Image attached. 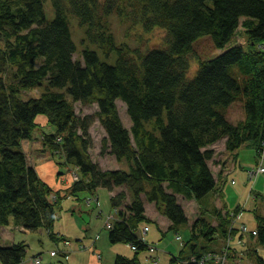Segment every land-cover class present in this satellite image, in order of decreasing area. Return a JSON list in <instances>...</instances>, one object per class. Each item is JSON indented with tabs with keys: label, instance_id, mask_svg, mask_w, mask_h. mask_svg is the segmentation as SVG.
I'll use <instances>...</instances> for the list:
<instances>
[{
	"label": "trees",
	"instance_id": "16d2710c",
	"mask_svg": "<svg viewBox=\"0 0 264 264\" xmlns=\"http://www.w3.org/2000/svg\"><path fill=\"white\" fill-rule=\"evenodd\" d=\"M47 1L55 9L52 21L46 19ZM112 16L147 32L164 29L162 46L143 50L119 43ZM70 17L84 29L81 58H74ZM240 28L248 50L231 46L217 57H198L197 74L188 77L197 38L210 35L217 49H225ZM42 84L46 90L39 97H20ZM117 100L126 104L131 128L124 125ZM78 101L98 109L78 115ZM235 102L245 110L239 123L228 120ZM40 114L55 129L42 135L43 144L78 172L79 179L66 187L48 184L23 151V142L42 125ZM97 120L106 131L101 153L126 160L128 170L101 168L91 157L90 130ZM222 139L235 157L246 144L256 152L264 149V0H0V227L13 218L15 227L43 230L56 240L63 199L105 187L115 192L110 200L118 214L108 228L110 243L136 246L132 256L118 253L113 264H143L140 252L151 247L140 233L141 225L152 221L146 202L171 222L163 236L179 235L190 221L178 196L201 204L219 191L210 163L212 145ZM211 212L217 224L199 216L180 252L188 249L197 259L173 256L170 264H200L214 249L197 240L227 241L240 230L231 210ZM255 218L251 237L259 248L247 252L264 264V216L255 211ZM28 247L25 240L0 243V264L22 263Z\"/></svg>",
	"mask_w": 264,
	"mask_h": 264
},
{
	"label": "rangeland",
	"instance_id": "374dc122",
	"mask_svg": "<svg viewBox=\"0 0 264 264\" xmlns=\"http://www.w3.org/2000/svg\"><path fill=\"white\" fill-rule=\"evenodd\" d=\"M44 9L46 12V19L52 21L55 17V9H53V6L50 1L44 3ZM111 22L115 38L118 40L119 43L124 42L129 46H137L143 50H147L148 48L153 49V47L162 46L165 35L164 29L156 28L153 29L152 32H147L141 24L133 25L131 24V22L125 23L120 19V17L115 16H112ZM70 25L71 30H73V39L75 40L77 45V52L74 55V58H81V50L85 47V43H83L82 40L85 36L84 29L78 24V19H76V17H70ZM238 33L239 34L237 39L234 38L225 49H217L210 35L201 36L197 38L196 41L193 43V46L194 50L197 51L198 55L197 57L191 59V69L188 73V77L194 78L197 74V67L199 65L198 57L208 60L209 58L217 57L218 54L229 49V47L231 46L241 45L246 50H248V38L246 34L243 35L242 28H240ZM91 47L95 48L92 45ZM100 57L104 61H110L113 63L112 57H110L109 59H104V55L102 54ZM45 90L46 85L42 84L32 89L23 91L20 94V97H22L23 99L39 97L43 92H45ZM53 91L56 92L63 90H61L60 88H56L53 89ZM116 104L118 105L119 114L121 115L124 125L128 128H131L132 123L129 115L127 114L126 104H124L120 100H117ZM241 104V102H235L232 104V106L229 108L228 120H230L231 122L233 121L234 123H239L241 120H243L245 116V110L242 109ZM74 106L78 115L90 114L98 109V105L96 104L85 105L80 101L74 103ZM37 120L42 125L36 128L33 133L34 143H24V151L28 154L30 151H32V149L35 148L34 152H36L37 148L43 146V140H41L43 134L55 131L52 126L47 124L46 116L40 114L37 116ZM90 133L93 138V145L91 147L90 154L93 160L97 161L100 164L101 168L113 169L116 166H120V169L128 170V163L126 160H123L122 162H119L120 164H117V160H115V157L107 153H101L102 140L103 137L106 135V131L104 127H102V125L100 124L99 120H97L91 126ZM32 145H34L35 147H33ZM212 147L215 150V157L210 163V166L214 171L215 176L219 177L220 179V191L211 193L204 197L201 204L199 202L197 203V201L189 202L188 200L183 199L182 196L179 197V199L186 204V210H188L192 218L194 216L197 219L199 216H203L204 214L205 217L213 223V225L217 224L218 220L212 215L211 211L216 205H219L222 203V201L226 200L225 202L227 204V207L228 209H231L232 212V224H236V228L238 227L240 228V230L232 238H230V240L227 239L226 241L223 238L216 239L214 245L211 246L215 247L214 250L209 251L216 252L227 247V260L222 259L221 264H256L253 256L248 255L247 251H238V254H233L234 256L232 255L231 251L233 248L243 250L246 247H258L257 240L251 237V231L255 230L256 228L257 221L255 218V211L261 213L264 216V149L261 150V152H256L250 145H244L239 150V165L237 167H234V169L232 170V155L226 150L225 143H223V141H220L215 143V145H212ZM64 160L65 159L61 158L60 156L55 157V161H57L58 163L60 161L65 162ZM59 168L62 172L69 174L75 168V166L73 163H70V165L63 163L59 165ZM221 170H223V172H221ZM231 170L232 172L228 175V179L224 181L223 184L222 179L225 176L222 177V174H224L225 172L229 173ZM226 173L224 175H226ZM97 193L98 194H95L96 196L94 197V195L91 196V194L88 192H80L78 196L79 199H81L80 201H82L81 203H79L80 201L78 199H75L73 197H67L63 199L61 204L62 208L61 210H59L61 218L55 223L57 227L58 224L61 223L62 226L65 227L67 230L65 231V233H67L66 237L69 238V240H66H68L69 243H66L64 245L65 248L68 249L65 252L73 250V248H71L73 243L77 245V252H85L89 249V246H87L86 244L87 239L85 238L89 234H91L92 231H87L88 227L86 226H84V230L83 228H79L78 230V222H76V220L74 219L76 217L75 214L80 215L83 219L82 222L89 223V226H91L92 228L94 227V225H97L99 221H102V227L100 229V232H103L104 235L108 233V227L106 226L108 216L118 215L117 211H115L111 203V193L109 192V190L105 187L99 188L97 190ZM87 201L88 203L92 201L94 203H92V205H89L86 204ZM97 202L100 203V205ZM72 203L77 205L78 208L82 207L80 210L84 209L85 212L82 211V213L78 209V211L76 210V212L73 213L74 211L71 209ZM196 204H200V206L198 207L197 205L196 207ZM239 205H241L239 212L234 214L233 211L236 210V207H239ZM94 206L97 207L98 212L100 209L102 210L103 216H101V218L99 219L96 215H94L95 212L98 213L96 210L90 213V210L94 208ZM255 206H257L258 208ZM149 212H151V214L156 215V211L153 208H151ZM73 216L74 218L72 219ZM191 225L192 224L189 225L190 228ZM145 226H148L150 228V231L147 233L141 231V229H144ZM7 227L3 229L0 228V232L2 233V235H0V243L2 245H5L7 243L6 240L10 238V234L12 233V231H14L15 242L25 240L29 244V247L27 249V258L43 252V255H45V261H43L44 264H47V261L49 260L46 254L48 255L53 250H60L58 249V246H56V243L53 241V239L49 238V236L44 233L30 231L28 233H25L24 231H21V229H17L14 226L13 218L11 220V223L7 225ZM9 229H12V231H10ZM141 229L140 233L144 236L145 240L149 242V245H151L149 250L140 252L139 256L143 264H170L172 257L167 253H173L176 251L175 253L178 254L179 250L183 248L185 242L189 240L191 234L188 229L183 227L179 235H176L175 233H169L163 236V233H161L158 224L153 221L143 223L141 225ZM179 236L181 237V239H178ZM93 238H95V236H92V239ZM77 240L82 241L79 242ZM199 240H197V242L200 243V245H203L201 238ZM83 241L86 245L83 244ZM207 243L210 244L209 242ZM243 243H245V245ZM228 244H230L231 247ZM111 246L120 247V249L123 250L122 252H126L124 254H127L128 256H132L134 253V249H132V246H130L129 244L127 245L125 243L120 242L115 245L111 244ZM53 255L55 256V259L60 260L62 262L66 260L65 257L60 254V252L56 255ZM98 257L100 258L99 253ZM34 264L42 263H35L34 261Z\"/></svg>",
	"mask_w": 264,
	"mask_h": 264
},
{
	"label": "crops",
	"instance_id": "0c3cea01",
	"mask_svg": "<svg viewBox=\"0 0 264 264\" xmlns=\"http://www.w3.org/2000/svg\"><path fill=\"white\" fill-rule=\"evenodd\" d=\"M25 141L26 142H23V151H24V143H27V144H30L31 143L32 144V143H34V139H32V140H25ZM222 141H223V143H225V140L224 139H222ZM36 142H38V141H36ZM42 145H43L42 147L37 148V151L36 152H34L35 151L34 150L35 148L32 149V151H30L29 154L26 152L27 153V156H28L29 163H31V165L36 168V170L38 171V173H40L41 177L48 184L50 183L55 188H58V189L60 187H66V185H68L70 182H69L68 179H63L62 180V178L63 177L69 178L71 172L69 174L62 172L60 170V168H59V165L60 164H63L64 162L63 161L62 162L60 161L58 163L57 161H55V157L56 156L53 155V153H52V151H50L49 147H46L43 144V142H42ZM225 145H226V143H225ZM32 146L35 147L34 145H32ZM31 153H34V154H31ZM230 154L232 155V161H233L232 170H233L234 167H237L239 165L238 164V161H239V153L237 152V157H235V153L234 154L233 153H230ZM255 157H256V155H255ZM115 160H117V159H115ZM255 161H256V158H255ZM117 164H120V163L117 161ZM119 167L120 166H116L114 168H119ZM221 168H222V165H221ZM232 170L229 173H226L225 172L226 175H224L225 173L222 174V177L225 176L222 179L223 184H224V181H226L228 179V177H229L228 175L232 172ZM221 172H223V170H221ZM214 175H215V173H214ZM218 179H219V177H218ZM219 184H220V179H219V183H218V186H217L218 187V190L220 191ZM120 189L121 188H116L115 191L116 190H120ZM85 192H87V191H85ZM110 193H111V195H114L115 192H110ZM95 194H98L97 191H95L93 194H91V196L94 195V197H95L96 196ZM68 197L75 198L73 195L72 196H68ZM220 197H221V195H220ZM75 199H77V198H75ZM78 200L80 201L81 199H78ZM178 200L180 201V203L184 207V210L186 211V214H187V217H188V221H190V224H193V222L196 219V217H194V216H193V218L191 217V215L189 214L188 210H186V204L179 199V196H178ZM88 201L86 202V204L92 205V203H94L93 201L88 203ZM192 201H196V200L192 199L189 202H192ZM225 201H222L221 204L216 205L215 207H217L218 209H222L225 212L228 209L227 204H226ZM81 202L82 201H80L79 203H81ZM98 204L100 205V203H98ZM197 205L198 204H196V207H197ZM199 206H200V204L198 205V207ZM239 206H241V205H239ZM145 207H146L147 216L150 217L153 222H155V223L158 224L159 229L161 230V232L162 231L165 232L169 228L171 222L161 212H158V210L156 208V205L154 203L146 202ZM242 207H244V206H242ZM255 207H257V206H255ZM81 208L82 207L78 208L77 205H75L74 203H72L71 209L74 211L73 213H75L76 210L78 211V209H79L80 212H82V211L85 212L84 209L83 210H80ZM151 208L155 209L156 215L155 214H151V212H149V210ZM95 210L97 211V207L96 206H94V208H92L90 210V213L94 212ZM229 210H231V209H229ZM75 215H76V217L74 218V216H73L72 219L74 218L76 220V222H78L77 223L78 230H79V228H83V230H84V226H86V227H88L87 228V231H92V233L89 234L85 238V239H87L86 240V242H87L86 244H87V246H89V249L86 250L85 252H77L76 251L77 245H75L72 242L73 244H72V247L71 248H73V250L72 251L65 252L68 249H66L65 246H64V240L65 239H68L69 240V238L66 237V234L67 233H65V231H67V230H66L65 227L62 226L61 223L58 224V227L59 228L56 226V223H55V225H54V227H55L54 228V231L57 234V239L56 240H53V241L56 243V246H58V249H60L59 250L60 251V254L62 256H64L66 260L64 262H62L60 260L55 259V256L53 254H51V252H52L51 251L48 255L46 254V256H48V260H49V261H47L48 262L47 264H113L114 261H115V259H116V255H118V253L128 256L127 254H124L126 252H122L123 250H121L120 247H118V246H111V243L109 241L108 233H106L104 235L103 232H100V229L102 227V225H101L102 224V221H99V223L97 224L98 226L97 225H94V227L92 228L91 226H89V223H87V222L86 223H83L82 222L83 219H82V217L80 215H77V214H75ZM94 215H96L98 217V219L101 218V216H103L102 215V210L100 209L98 213L95 212ZM145 227H147V226H145ZM0 228L3 229L5 227H0ZM16 228L17 229H21V231H24L25 233H28V231H25L24 229H22V227H16ZM185 228L188 229V231L190 232V227L189 226H187ZM235 228H236V224H235ZM7 229H8V227H7ZM9 230L12 231V229H9ZM93 230H94V233H93ZM149 231H150V228H149L148 232ZM40 232L46 234V232L43 231V230H40ZM0 235H2L1 232H0ZM92 236H95V238L92 239ZM191 236H192V233L190 234V237ZM14 239H15L14 238V231H12V233L10 234V238H8L6 240V242H7L6 244L14 242L15 241ZM201 240H202L203 245H209V246H213L214 243L216 242V241H214L213 243H210L209 242L210 244H208L206 240L204 241L202 238H201ZM77 241L80 242L82 240H77ZM84 243L85 242L83 241V244ZM86 244H84V245H86ZM243 244L245 245V243H243ZM211 248L214 249L215 247H211ZM182 249L179 250V253L178 254L175 253L176 251L173 252V253L172 252L171 253L168 252L167 254L171 255L172 258H173V256H179L182 260H184L186 256H191V257L193 256L194 257L193 253L190 250H188V249L184 250L183 254L180 253ZM248 249H249V247H246L243 250L242 249L240 250V249H237V248H233L231 252H232V255H233V254H238V251H240V252L244 251L245 252ZM98 253L100 254V258L98 257ZM38 255H42V264H44L45 255H43V252L38 253L37 255H33V256L29 257V258H27V256H26V258L20 264H34L33 259L35 257H37ZM176 264H185V261L184 262L179 261Z\"/></svg>",
	"mask_w": 264,
	"mask_h": 264
},
{
	"label": "built area",
	"instance_id": "2783aa9c",
	"mask_svg": "<svg viewBox=\"0 0 264 264\" xmlns=\"http://www.w3.org/2000/svg\"><path fill=\"white\" fill-rule=\"evenodd\" d=\"M63 179H68L69 180V182H71V181H75V180H78L79 179V175H78V172H76V170H72L71 171V174H70V176H69V178H67V177H63L62 178V180ZM70 179H71V181H70ZM114 218H115V216H113V215H109L108 216V219H107V224H106V226L108 227V228H110L112 225V221L114 220ZM244 228V227H243ZM148 230H149V227H145L143 230H142V232H144V233H147L148 232ZM244 230V229H243ZM254 234H256V232L254 231L253 232ZM178 239H181V237L179 236L178 237ZM230 240V239H229ZM65 242H64V245L66 244V243H69V241L68 240H64ZM230 247H231V245L230 244H228ZM229 246H228V248H229ZM132 248L133 249H136V246H132ZM227 247L226 248H224V249H221V250H219V251H207V252H205V254H203L202 256H201V258H200V260H199V263L200 264H221L222 262H221V260L223 259V260H227L226 259V257H227V255H228V252H227ZM58 252H60V251H55V250H53L52 251V254H57ZM197 258H196V256L195 257H193L192 258V261H195ZM33 261H35V263H42V255L41 256H37V257H35L34 258V260Z\"/></svg>",
	"mask_w": 264,
	"mask_h": 264
}]
</instances>
